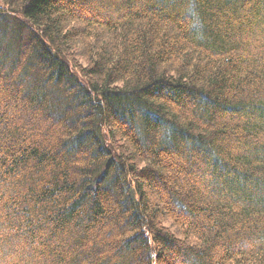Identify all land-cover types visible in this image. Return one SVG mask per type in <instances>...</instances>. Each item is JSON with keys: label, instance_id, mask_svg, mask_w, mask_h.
<instances>
[{"label": "trees", "instance_id": "obj_1", "mask_svg": "<svg viewBox=\"0 0 264 264\" xmlns=\"http://www.w3.org/2000/svg\"><path fill=\"white\" fill-rule=\"evenodd\" d=\"M0 264H264V0H2Z\"/></svg>", "mask_w": 264, "mask_h": 264}, {"label": "rangeland", "instance_id": "obj_2", "mask_svg": "<svg viewBox=\"0 0 264 264\" xmlns=\"http://www.w3.org/2000/svg\"><path fill=\"white\" fill-rule=\"evenodd\" d=\"M0 3H2V0H0Z\"/></svg>", "mask_w": 264, "mask_h": 264}]
</instances>
